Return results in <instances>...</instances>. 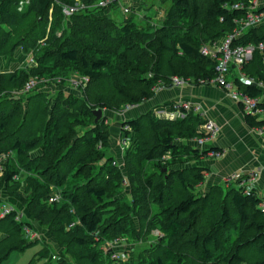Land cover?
<instances>
[{"label":"trees","instance_id":"trees-1","mask_svg":"<svg viewBox=\"0 0 264 264\" xmlns=\"http://www.w3.org/2000/svg\"><path fill=\"white\" fill-rule=\"evenodd\" d=\"M20 1L0 3V30L4 26L10 28L9 31L3 29L2 35L0 33V56L13 57L15 50L20 48L24 53L33 54L36 66L21 73H0V93L7 94L0 102V157L9 154L2 177L6 184H20L23 176L24 183L27 182L25 192L32 195L25 205L27 212L56 241L59 251L65 250L55 252L47 240H37L44 247L38 252L36 262L49 258L52 253L59 260L43 264L117 262L111 259V253L104 246L127 239L129 233L134 239H139L140 230L133 227L134 222L129 219V214L133 213L146 232L158 230L162 234L160 243L147 250V257L155 264H183V258L174 260L172 251L166 250L164 245L180 243L184 223L193 224L206 208V218L213 221V229L232 225L230 210H233L239 229L252 230L254 234L242 240L241 235L239 245L235 242L236 251L230 255H223L224 252L217 251L213 245L208 248L206 245L214 242L210 236L202 248L204 262L194 260L190 264H264V211L259 208L263 200L255 191L245 194V188H238L234 183L229 184L231 186L224 194L218 186H212L215 193L208 191L197 195L196 188L203 184L206 169L198 165L172 168L178 163H197L210 151L220 153L211 147L199 150L175 143L176 139L200 138L202 134L198 128L205 121L198 115L185 112L182 119H158L147 114L143 117H147L146 122L143 119L125 122L123 126H128L135 139L124 151L123 171L107 163L112 158L97 150L98 145L107 149L109 124L103 122L104 118L95 123L92 115L96 109L110 108L106 101L121 108L150 100L156 94L153 88L169 85L172 77L189 79L193 85L211 80L215 74V63L203 56L201 49L231 33L236 21L246 15V10L232 7L239 2L248 5L251 0H171L165 23L159 28L139 26L140 22L145 24L148 21L142 16L141 4L121 21L101 14V10H93L66 20L69 22L68 31H62L60 36L57 31L65 23L60 4L72 5L76 0H29L26 9L19 12L17 6ZM77 1L88 5L98 0ZM137 9L141 10L139 17ZM263 41L264 26H261L244 34L235 44L257 45ZM69 69L88 79L85 97L72 102V99H60L58 96L51 109L50 120L44 125L43 139L37 136L41 130H30L32 125L26 120L29 114L39 110L41 102L32 103L21 120L24 107L19 104V95L15 93L21 91L30 79L41 82H48L47 78L61 80L67 77ZM243 72L264 84V51L256 50L243 67ZM98 82L106 84L105 92L93 93L94 84ZM236 83L239 92L258 100V88ZM8 97H13V100ZM261 106L264 107V103ZM244 117L250 128L264 125V120L245 113ZM16 119H19L16 124L10 125L9 122ZM50 124L53 128L48 137L47 126ZM39 125L41 127L42 124ZM84 126H92L93 130L84 139L73 141L77 135L74 129ZM12 130L13 135L10 134ZM6 135L9 140L3 145ZM38 149L41 153L30 158L29 154ZM17 159L24 169L22 173L14 167L8 170L7 166L16 163ZM23 161H26L24 165ZM77 167L76 175L83 176L79 179L81 185L69 196L60 192V202L50 204L48 199L54 194L51 187L65 186L68 174ZM95 171L105 175L102 181L93 180ZM74 178L76 176H72ZM119 188L121 190L117 191ZM126 189L131 199L123 194ZM219 190V195L224 197L222 203L229 195L226 208L219 209L220 200L215 198ZM118 194L122 196L117 197ZM18 198L24 202L22 195ZM89 200L95 205L89 207L86 204ZM14 217L12 212L0 219V263L12 251H21L33 243L26 241L22 233L23 226L32 228V224L18 223ZM247 246L257 253L252 263L245 261L248 252L243 248ZM76 248L81 252L71 253Z\"/></svg>","mask_w":264,"mask_h":264},{"label":"rangeland","instance_id":"rangeland-1","mask_svg":"<svg viewBox=\"0 0 264 264\" xmlns=\"http://www.w3.org/2000/svg\"><path fill=\"white\" fill-rule=\"evenodd\" d=\"M6 1L7 0H0V3L3 4ZM253 2H254V4H249V5L250 6H259L258 0H254ZM131 3L133 5L136 4V8L138 7L139 4L142 5L141 6L142 7V16L143 17L145 16L148 19V21L145 24L140 22L139 26L144 27V28L148 25L154 26L155 28H159L160 26H162L165 23L166 13L168 12V10L170 9V7L172 5L171 0H165V1H163V0H120V2H119L120 6L131 4ZM112 17L114 18V20H118V21H121L123 19V17L119 13H115ZM64 22L65 23L62 24L60 30L57 31L58 36H60L62 31H68V24L69 23L67 24L66 20H64ZM46 27H47V29L49 28V26H46ZM3 29L5 31L10 30V28L6 27V26H4ZM3 29L0 30L1 35H2ZM67 34H69V33L67 32ZM15 51L17 53V51L19 52V51H21V49L17 48ZM13 57H11V56H0V73L1 74L7 75V74L12 73L14 71L16 73H21L22 70H29L28 68H30V67L35 68V66H36V63H34L33 65H31L29 63L31 59H33L35 61L33 54H31V57H30L31 59L28 58L27 61H25L24 58L22 59V56L15 57V59ZM11 62H12V64H11ZM10 64H11V66H9ZM6 72H9V73H6ZM80 77H81V75H78L77 73L74 72V70L69 69L67 77H64L61 80H58L56 78H54V79L47 78L48 82L38 81L37 86L33 92L28 93L26 95H19L18 102H19V104L20 103L23 104V107H24L23 108L24 109L23 114L21 115V117L19 119L22 120V118H24L25 111L27 110V108L32 103H34L36 101H40L41 107L39 108V110H37L36 113L29 114V117L26 120H28V123L30 122L32 125V128H29L30 130H32V131H35L38 129L41 130V133L37 136H41V138H43L44 131H45L44 125L46 126L47 121L50 120L51 109L55 105V102H56L55 100L58 96L60 99H62V98H68L69 100L72 99V102H74L73 101L74 99H83L85 97V92H86L85 87L86 86L85 87H79V85H75L76 83H73L75 81L79 82ZM182 79H185L188 81V85H186V86L215 87V88L221 90L223 93H225L222 89H220L219 87H217L216 85H213V84L193 85L189 81V79H186V78H182ZM105 86H106V84H104V82L103 83L98 82L97 84H94V88L92 91H93V93H94V91H98L100 93H103V92H105L104 91V89L106 88ZM164 88L167 89V88H173V87H168V85H167ZM5 94L6 93H4V94L2 93L0 95V102L5 100V98H6L5 96L7 95V94L6 95ZM8 99L13 100V97H8ZM88 100H91V103H93L91 98H88ZM8 102L9 101H7V105H8ZM13 102L18 103L16 101H13ZM106 102L108 103L110 108L108 107V109L106 108V109H101V110L103 111V114L106 115V117L103 119V122L105 124H109L108 140H110V136L113 137V135H116L115 133L113 134V132H112L113 124L118 127L119 122H121V126L119 128V131H117V136H116V137H118V138H116V140L121 143V140L123 137L127 138V139L129 138L130 142H131V140L133 141V139H135L133 132H131L130 130H124L123 129V127H125V126H123V124L125 122H127V120L128 121H130V120L142 121L141 119H143V117L147 114H151L152 117L154 115L153 118L165 119L164 111H158V112L154 113L153 108L151 110L146 111L144 114L139 115L138 114L139 106L141 104H143L144 102L139 104V105H126V106H123L121 108H117V105L114 102H110V101H106ZM5 103H6V101H5ZM176 104H178V103L177 102H171L170 104H168L166 107L168 110L167 113L175 111L176 110V108H175ZM19 119L12 120L10 122L8 121V122L10 123V125L11 124L15 125L16 124L15 121H18ZM145 119H147V117ZM145 119H143V120H145ZM178 119H180V118H178ZM146 121L147 120H145L144 122H146ZM110 122H111V124H110ZM39 123L42 124L41 127H40ZM110 126H111V129H110ZM47 127H48L47 132L49 133V135H48V137H49L52 134L51 130L53 128V125L50 124ZM25 129H27V128L25 127ZM74 130H75V133L77 135L73 138V141H76L78 139H81V140L84 139L85 136L90 134L91 130H93V129H92V126H88V127L84 126V127H77ZM47 132H45V133H47ZM10 134L13 135L14 130H12ZM46 137H45V139H46ZM195 139L196 138L191 139V140L176 139L175 143L177 145H184L188 148H190V147L196 148L195 147L196 144L194 143ZM8 140H9L8 135L4 136L2 144L4 145L5 142ZM80 143H82V142H80ZM110 145L111 144L109 142L107 149L101 148L100 145H98L96 147L97 150H99L100 152L104 151V153H106V156H108L109 158H112V160L110 159L109 161H107V163H109V164L116 162L115 158L110 157L111 156L109 153L110 152ZM129 145H130V143H129ZM124 151H123V153H124ZM138 152L141 153L140 150H138ZM40 153H41V149H38L35 152L30 153L29 157L33 158L34 156H36ZM13 156L15 157L14 154H13ZM123 158L124 157L122 156L121 161L116 162L117 164L120 165V167H122L121 170L124 169V166H123L124 159ZM210 158H213V157H210ZM22 163L24 165L26 163V161H23ZM21 166H22V164L20 163V160L17 159L16 163H11V166L9 164L7 167H8V170L13 169V167H14V169H17L16 171L21 172V170H24ZM172 166H174V165H172ZM191 166H197V165H195V163H191V162L186 163V164L178 163L176 166H174L172 168H184V167H191ZM169 169H171V167H169ZM76 173H78V167L68 174L65 186L51 187L52 188L51 190L54 191V193H56V194H59L60 192H64V194L66 196H69L72 192H74L76 190V187L80 186L82 183V181H80V180H81V178L83 179V176L79 175V174L76 175ZM97 173H98V171L93 172V176H94L93 180H96V182H100L104 179L105 175L103 173H100V174H97ZM78 175H79V177H77ZM2 176L3 175L1 174L0 175V194H3V196L5 198H7L6 200L11 202L12 204L19 206L22 209H27L25 207V205L31 200L32 195L30 193L25 192L27 182L24 183L23 176L20 179V184L19 183L6 184V182L4 181V177H2ZM46 176H48V175H46ZM72 176H76V178L72 179ZM34 178H36V177H34ZM89 184H93V182H89ZM212 186H214V187L218 186L224 194L225 191L227 190V187L228 186L230 187L231 185L226 184V183H221V184L212 185ZM212 186H210L206 190L205 189L203 190L202 187L198 186L196 188L195 193L197 195L204 194L208 191L215 193V190L211 188ZM120 190H121L120 188L117 189V191H120ZM220 190H219V192L216 191L217 195L215 196V198L217 200H220L218 202V205H219V209H222L223 207L226 208L228 206V203H229L228 196L229 195H227L225 197L226 200L224 201V203H222V200L224 197L219 195ZM121 193L122 192H120V194ZM124 193H125V195H128L130 198L131 195L128 193V189H126L123 192V194ZM19 195H22L24 202H21L19 200V198H18ZM116 196L120 197L122 195L118 194ZM260 196H259V198H260ZM117 197H114V198H117ZM263 199H264V197H263ZM86 204H88L89 207L95 205L92 200L87 201ZM0 206H1V202H0ZM259 208L262 210V208L260 206H259ZM230 213H231V217H232V225L225 226L223 228L213 229V227L211 226V223L213 221H209L206 218L208 211L206 208H203L201 215H199L197 217V219L195 220V222L193 224L184 223V226H182V228H181L182 233L180 234L181 239L179 241L180 243H178L177 245H172V246L170 244L166 245V243H165V245H164L166 247L165 249L172 251L173 255L175 256L174 260H179V258H183V260H182L183 264H190L194 260L199 261V263H203L204 262V260H203L204 259V252H203L202 248H203V246H205L204 244H206V240L209 239L210 236H213L214 242H212V244H210V245L207 244L206 246L208 248L211 249L212 245L216 246L217 251L224 252L223 255H226L227 253H228V255H230L231 253H234L237 249L235 242L237 243V245H239V242H238L239 237L242 235L241 240L246 239V238H251V236L254 234V232L252 230H246V229L243 230L242 228H241L242 230H240L239 226L237 225L238 222H237V218L235 217V212H233V210H230ZM115 216H117V215H115ZM129 219L133 220V222H134L133 227H136L137 230H140L139 232L141 233V235H140L139 239L136 240L133 238V235H131L129 233V236L127 239H123V238L120 239L121 244L118 246L117 245L114 246L115 248L119 247L118 250H115L119 254V255H117L118 261L115 263H110V260H108L107 263L108 264L109 263L110 264H155L149 257H147V256H149L148 251L151 250V245L155 246L157 243L158 244L160 243V241H161L160 239L162 238V234L158 230H154L152 232L151 231L146 232V230L143 229L142 225L139 223L138 218L133 213L129 214ZM22 221L32 223V221H30V218L26 214H22ZM107 223L108 222H106V224ZM44 231H45V229H44ZM220 231H221V233H220ZM130 232H131V230H130ZM212 233H214V235H211ZM43 235H46V234H43ZM44 238L48 242H52L54 244L53 250H55V252L59 251L58 247H56V245H57L56 241L53 238H51L49 235L44 236ZM65 240H69V239H67L65 237ZM30 242H32V241H30ZM67 242H69V241H67ZM43 247H44L43 244L41 242H38V241L36 243H34V242L30 243L29 245H26L24 247V249L21 251H16V250L12 251L9 254V256L7 257V259L2 261L0 264H34L38 260V256H37L38 252L41 251ZM50 250H51V252H53L52 249H50ZM226 250H231V252L230 251L228 252ZM243 250L244 251L247 250V252H248V255L246 254L247 257H245L246 262L252 263V262H254V260H256V256H257L256 251H253L252 249L248 248V246L244 247ZM63 251H65V250L64 249L60 250L59 253L63 252ZM77 252H81V249H79V248L73 249V252H71V253L76 254ZM151 256H153V255H151ZM162 259L164 260V257ZM71 264H73V263L71 262ZM242 264H246V263H242Z\"/></svg>","mask_w":264,"mask_h":264},{"label":"built area","instance_id":"built-area-1","mask_svg":"<svg viewBox=\"0 0 264 264\" xmlns=\"http://www.w3.org/2000/svg\"><path fill=\"white\" fill-rule=\"evenodd\" d=\"M254 0L249 1L248 5L239 2L235 4L232 9H240L246 10V15L244 18L236 21V27L234 30L224 36L219 41L213 43L212 45H207L201 49V53L203 56L209 58L215 63V74L211 80L208 81H201L200 84H213L222 89L234 102L238 103L242 108V111L245 114H249L252 117H255L258 120H264V107L261 106V103L255 99L243 94L237 90V83L244 84V85H254V80L249 78L243 72V67L247 64L248 61L251 60L253 54L258 50L260 53L264 51V41L257 44V45H238L235 44L236 40L241 38L244 34L249 32L252 29L264 26V6H250L249 4H254ZM120 0H98L93 4H84L80 1H75L72 5L67 4H60L61 13L65 20H69L72 16L81 14V13H89L93 12V10H101V14H111L112 11H117L123 18H126L132 14L133 9L136 10L135 4H127L120 6ZM29 4V0H22L18 3L17 10L22 12L26 9ZM141 12L140 9H137V14ZM141 16L138 15V17ZM114 19V18H113ZM31 54L29 53V58ZM31 59V58H30ZM31 65L35 63L33 59L29 62ZM79 82L75 85H79V87H85L88 79L86 77L81 76ZM37 79H30L28 80L25 85L23 86L22 90L16 92L17 95H26L31 93L35 90L37 86ZM46 82V81H45ZM259 86H264L263 83H258ZM256 83V85H258ZM74 85V86H75ZM188 85V81L179 77H172L170 79V83L168 87H183ZM165 86H156L153 88L154 93L160 92L161 90L165 89ZM176 110L170 113L164 112V117L169 120L175 119H182L185 116V112H191L192 108L190 105L186 103H178L175 105ZM124 130H130L127 126L123 127ZM254 132L257 134H264V125L253 128ZM202 136L200 138L195 139L194 143L196 144L199 150H203L207 148L211 144L213 140L219 134V128L211 121H206L199 129ZM130 143V139L122 138L120 146L122 151L128 148ZM124 149V150H123ZM219 153L210 151L208 152L209 157H217ZM9 159V154L0 157V175L3 174V166L5 161ZM113 166L120 167L119 164L116 162L112 163ZM255 181V174H233L225 179L226 184H234L237 183L238 188H245V194H249V192L253 189V184ZM60 195L59 194H52L48 202L50 204H58L60 202ZM262 203L260 207L264 211V199H262ZM12 212L15 213L14 221L21 223L22 221V214L19 213L12 205L7 202L1 201L0 206V219L10 215ZM73 212V211H72ZM72 226V225H71ZM22 233L24 239L28 242L32 241H46L43 237V234L39 232L37 229L29 226H23ZM118 241L113 243H107L104 246L106 251L111 253L112 260H118L119 255L115 250H118L119 247L115 248V245H120ZM59 260L58 256L55 254H50L49 258L41 260L36 264H43L49 263L52 261Z\"/></svg>","mask_w":264,"mask_h":264},{"label":"crops","instance_id":"crops-1","mask_svg":"<svg viewBox=\"0 0 264 264\" xmlns=\"http://www.w3.org/2000/svg\"><path fill=\"white\" fill-rule=\"evenodd\" d=\"M258 2L259 7L264 6V0H258ZM115 13L118 12L112 11L111 14L109 13V16L113 18L112 16ZM13 56L14 59L15 57L22 56V59L24 58L25 61H27L29 53H24L22 50L19 52L17 51V53L15 51ZM11 64L9 66H11ZM256 83L258 84L259 82L255 81L252 86L260 90L258 101L264 103V86L261 87L259 84L256 85ZM171 102L190 105L192 110L189 113L198 115L205 122L211 121L219 128L218 136L207 146L220 150L219 155L215 158L207 156L195 163V165H199L206 169L205 180L200 187L206 190L212 185L225 183V179L233 174H255L253 189L258 197L262 194L260 198L263 199L264 134H257L254 132L253 128L247 125L244 112L240 105L215 87L183 86L167 88L156 93L152 99L139 106L138 114L142 115L152 108L154 113L158 111L167 113L168 110L166 107ZM118 125L117 127L113 124L112 132L116 135H113V137L110 136L109 140L111 144L109 153L111 157L115 158L116 162H120L122 156H124L120 142L116 140V138H118L116 137L117 131H119L121 122H119ZM199 129L200 128H198V130ZM195 147L197 148V146ZM6 199L7 198H5L3 194H0V202H7L19 213L26 214L30 218V221H32V227L42 234H46V231H44L39 223L31 219L32 217H30L26 209H22ZM44 236H47V234L43 235V237ZM48 244L50 246L54 245L52 242H48Z\"/></svg>","mask_w":264,"mask_h":264},{"label":"water","instance_id":"water-1","mask_svg":"<svg viewBox=\"0 0 264 264\" xmlns=\"http://www.w3.org/2000/svg\"><path fill=\"white\" fill-rule=\"evenodd\" d=\"M92 115L94 117L95 123H98L101 119L106 117V115L103 114V111L101 109H96V110L92 111Z\"/></svg>","mask_w":264,"mask_h":264}]
</instances>
